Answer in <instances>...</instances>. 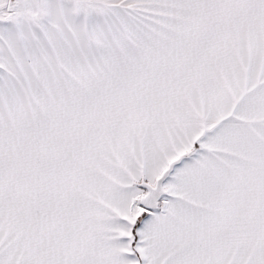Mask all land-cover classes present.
<instances>
[{
  "label": "snow or ice",
  "instance_id": "snow-or-ice-1",
  "mask_svg": "<svg viewBox=\"0 0 264 264\" xmlns=\"http://www.w3.org/2000/svg\"><path fill=\"white\" fill-rule=\"evenodd\" d=\"M0 264H264V0H0Z\"/></svg>",
  "mask_w": 264,
  "mask_h": 264
}]
</instances>
